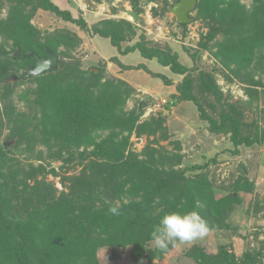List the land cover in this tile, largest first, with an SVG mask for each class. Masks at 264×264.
I'll return each mask as SVG.
<instances>
[{"label": "trees", "instance_id": "trees-1", "mask_svg": "<svg viewBox=\"0 0 264 264\" xmlns=\"http://www.w3.org/2000/svg\"><path fill=\"white\" fill-rule=\"evenodd\" d=\"M92 1L111 4V0ZM126 1L133 18L145 13L142 0ZM145 1L157 6L169 2ZM178 2L171 0L170 4ZM249 2L247 6L242 0H194L191 13L195 15H189V23H200L206 30L191 59L215 42L214 57L226 81L247 86L244 94L249 100L244 101L232 93L224 95L214 74L181 64L175 46L159 47L149 41L136 23L107 18L89 26L82 16L74 18L53 0H0V12L6 10L0 17V141L6 131L8 138L15 140L13 150L19 154L35 155L36 148L47 146L56 158L65 154L79 165L87 160L89 148L97 157L82 165L79 174L67 180V192L58 196L44 181L27 185L24 179L30 172L20 163V168H12L18 160L0 142V264H100L102 249L116 254L128 248L134 264H154L174 247L170 245L167 251L150 247L153 225L165 212L195 210L207 221L210 231L227 225L240 204L239 192L251 194L253 189L241 174L228 193L218 198L208 170L199 172L201 167L195 166L187 174L174 167L181 164L180 156L161 155L149 147L142 155L127 151L131 134L153 138L155 144L167 141L163 109L185 102L196 108L211 133L229 135L234 147L263 144L264 129L257 121L248 122L246 115L251 103L258 100L251 90L264 88L262 79H255V74L264 73V0ZM38 11L76 25L91 36L108 39L119 55L136 53L142 60L155 61L180 76L181 80L174 83L144 64L126 66L117 57L109 59L122 69L143 70L167 86L174 85L172 101L166 102L157 116L141 120L143 111L138 112V105L125 107L136 91L126 82L110 78L102 59L86 66L73 56L80 44L74 32L57 29L42 33L33 26ZM151 14L157 17L158 8L152 6ZM188 24L178 23L182 36ZM16 50L18 57L13 55ZM29 53L39 59L52 53L58 59L56 69L30 78L20 76V71L34 66V59L26 56ZM21 84L29 85L18 96L25 102L24 111L14 102ZM106 131L108 134L97 141L96 134ZM110 206H118L121 215H109ZM260 206L256 204L257 209ZM180 255L192 264L228 262L211 260L201 245L187 247Z\"/></svg>", "mask_w": 264, "mask_h": 264}, {"label": "rangeland", "instance_id": "rangeland-1", "mask_svg": "<svg viewBox=\"0 0 264 264\" xmlns=\"http://www.w3.org/2000/svg\"><path fill=\"white\" fill-rule=\"evenodd\" d=\"M142 1L145 5V13L137 19L130 14L131 7L126 0H111V4L107 2L95 3L92 0H53V3L61 10L69 11L74 18L82 16L89 26L97 20L107 18L124 19L130 23H136L138 25L137 29H142L146 38L155 45L159 47L168 45L172 49L176 47L181 64L185 66L189 64V67L194 66L199 70L214 74L224 95L232 93L237 100H249L248 96L245 95L247 86L237 82L229 83L221 73L223 69L217 64L214 57L216 47L213 45L215 42L209 45V49L199 52L200 55H197L195 59H191V55L199 49L201 33L206 31L200 23H189L186 28L187 32L182 36L181 28L178 29V23L170 12V8L174 5L170 4L171 0L166 3L162 2L158 6L157 4L147 3L145 0ZM242 3L247 6L250 4L249 0H242ZM152 6L158 8L157 17H152ZM113 10L118 12H113ZM5 12L6 10H2L0 17H4ZM194 15L195 13L192 12L190 17H194ZM165 17L167 19H164ZM31 23L42 33L57 29H68L74 32L80 38V44L72 53L73 56L86 63V66L96 65L100 59L105 61L106 71L110 78H118L136 91L135 95L127 101L126 109H131L137 105L139 107L141 101L147 103H143L145 107L141 110L143 111L140 117L141 120H145L152 115L157 116V111L164 107L163 105L160 109H157V105L161 103V100L168 103V101H172V96L176 94L174 85L167 86L161 79L154 78L143 70L122 69L119 65L110 62V56L107 59L100 58L102 53L112 54L114 49L112 57H117L121 64L125 63L126 66L135 64V56L127 58L119 55L108 39L91 36L80 30L76 25L65 23L43 11H38ZM98 38L100 39L98 40ZM1 40L0 37V42ZM98 42L100 48L107 51L101 53ZM145 66L152 73L160 70L162 75L174 80V83L181 80L180 76L172 74L168 68L160 67L155 61H146ZM259 78L264 83V73L258 72L255 74V79L258 80ZM148 81L151 84L156 83V86L147 88ZM27 87L29 85L21 84L14 96V102L21 111L25 109V102L19 101L18 96ZM251 91L257 93L258 100L251 103V110L247 113L246 119L248 122L257 121L260 129H264V88H255ZM237 100L234 101L237 102ZM165 111H167L164 114L166 115L165 128L169 139L155 144L152 142L153 138L147 139L131 134L129 135L130 145L127 153L142 155L143 150L149 147L152 151L156 150L161 155L168 157L171 154L178 155L181 157V164L174 166L175 169L185 170L189 174L192 167L199 166L201 167L199 172L209 171L208 176L212 183V190L218 198L228 193L229 186L238 180L241 171H243L242 177L252 183L253 189L251 194L243 191L239 192L240 204L234 208L225 227L212 230L207 236L192 242L175 243L170 252L165 253L162 259L155 260L153 263L192 264L186 262L180 253L182 254V250L187 247L201 245L206 249L210 259L219 263L228 261L226 264H230V260H232L233 263L231 264H264V142L260 146L234 147L229 140V135H216L208 130L207 124L199 118L196 108L191 103L170 105L168 110L163 109V113ZM107 134V131L98 132L96 134L97 141L103 139ZM7 135L9 134L5 131L0 142L3 145H8L7 149H10L11 154L18 160V163L12 164V168L23 166L25 171L30 172L29 175L31 176L24 179L27 181V185L33 186L35 180L44 181L54 187L58 196L67 192V180L78 175L82 165L97 158L93 154V148L88 149L90 153L86 152L88 157L82 165H79L76 160L70 158L71 161L68 160L65 154H61V158L59 155V158H56L57 154L53 151L49 152L47 146L36 148L35 155L19 154L15 152V149L13 150L15 140L8 138ZM82 151L81 149L80 152ZM74 153L77 155V152ZM37 155H41V158H38ZM30 164H32V167H28ZM206 165L208 166L207 169H205ZM240 165L245 168V171ZM18 180L15 181L18 182ZM257 203L262 205L260 206L261 209H257ZM29 209L31 212L33 211V208L29 207ZM150 247L154 248L155 246L151 244ZM98 257L100 264H134L131 260L129 248L116 254L112 253L111 250L102 249Z\"/></svg>", "mask_w": 264, "mask_h": 264}, {"label": "clouds", "instance_id": "clouds-1", "mask_svg": "<svg viewBox=\"0 0 264 264\" xmlns=\"http://www.w3.org/2000/svg\"><path fill=\"white\" fill-rule=\"evenodd\" d=\"M108 214L113 216L121 215L118 206H110ZM210 232L206 220L195 210L183 213L170 211L165 212L159 221L153 225L151 240L160 251H167L170 245L176 242H192L203 238Z\"/></svg>", "mask_w": 264, "mask_h": 264}, {"label": "water", "instance_id": "water-1", "mask_svg": "<svg viewBox=\"0 0 264 264\" xmlns=\"http://www.w3.org/2000/svg\"><path fill=\"white\" fill-rule=\"evenodd\" d=\"M194 0H179L178 3L174 4L170 8V12L175 17L177 23L179 24H188L190 22L189 15L191 10L193 9ZM164 19H167L165 17ZM15 57L19 56V51L16 50L13 54ZM27 57H32L34 59V66L28 67L25 70L19 72V75L25 78L34 77L40 74L45 73L46 71H51L56 69L57 65V57L52 53H48V57L45 59H39L36 55L29 53L26 55ZM16 77H14V80ZM145 107L144 104H141L138 107V112H140ZM167 111L164 112L166 114ZM5 147L8 145L4 144ZM241 175H243V171H241Z\"/></svg>", "mask_w": 264, "mask_h": 264}, {"label": "crops", "instance_id": "crops-1", "mask_svg": "<svg viewBox=\"0 0 264 264\" xmlns=\"http://www.w3.org/2000/svg\"><path fill=\"white\" fill-rule=\"evenodd\" d=\"M100 38H98V40H99ZM98 44H99V42H98ZM99 46V51L102 53L103 51H107V50H104V49H101L100 48V44L98 45ZM113 52H114V49H113ZM113 52H112V54H113ZM112 54L110 53V54H103L102 53V55H100V58H104V59H107V57L108 56H110V57H112ZM114 56V55H113ZM132 56H135L134 58V60H135V64L133 65V66H136V65H139V64H144L145 65V62L146 61H144V60H142L141 58H140V56L138 55V54H136V53H130V54H128V55H126V57L127 58H130V57H132ZM125 57V56H124ZM123 64V63H122ZM123 65H127V64H123ZM161 67V66H160ZM164 69H166V68H164ZM163 69V70H164ZM154 70H156L155 68H154ZM157 71V72H156ZM156 71H153L155 74H158V73H160L161 74V71L160 70H156ZM147 84V83H146ZM154 86H156V83H150V81H148V84H147V88L149 87V88H153Z\"/></svg>", "mask_w": 264, "mask_h": 264}, {"label": "built area", "instance_id": "built-area-1", "mask_svg": "<svg viewBox=\"0 0 264 264\" xmlns=\"http://www.w3.org/2000/svg\"><path fill=\"white\" fill-rule=\"evenodd\" d=\"M166 101L165 100H161V103L157 105V109H160L161 106L165 105Z\"/></svg>", "mask_w": 264, "mask_h": 264}]
</instances>
